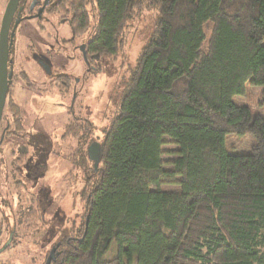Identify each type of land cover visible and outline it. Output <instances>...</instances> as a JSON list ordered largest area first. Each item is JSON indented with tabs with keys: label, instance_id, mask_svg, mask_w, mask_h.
Segmentation results:
<instances>
[{
	"label": "trees",
	"instance_id": "obj_1",
	"mask_svg": "<svg viewBox=\"0 0 264 264\" xmlns=\"http://www.w3.org/2000/svg\"><path fill=\"white\" fill-rule=\"evenodd\" d=\"M64 2L50 1L45 13H68L73 36L88 29L86 6L94 3L89 73L118 55L136 9H157L159 19L98 142L97 167L90 158L82 229L55 245L51 264H264V119L234 102L248 82L264 86V0ZM59 80L71 89L69 76ZM12 122L3 138L13 135ZM92 132L90 122L73 118L64 137L84 146ZM228 135L256 144L248 155H231ZM167 144L176 146L169 162ZM87 156L74 162L85 168Z\"/></svg>",
	"mask_w": 264,
	"mask_h": 264
},
{
	"label": "rangeland",
	"instance_id": "obj_2",
	"mask_svg": "<svg viewBox=\"0 0 264 264\" xmlns=\"http://www.w3.org/2000/svg\"><path fill=\"white\" fill-rule=\"evenodd\" d=\"M8 1L0 0V26ZM86 8L89 27L83 33L73 36L71 17L57 8L43 11L42 21L25 20L10 42L14 43L9 55L14 79L0 123V264H45L60 240L79 235L86 216L85 170L92 166L87 147L103 141L118 115L126 84L159 19L157 9H136L120 37L118 55L103 59L98 64L101 70L89 73L79 48L93 38L97 15L94 3ZM211 32L209 24L208 40ZM52 55L53 75H48L40 62H48ZM60 76L70 77V90L59 87ZM234 102L264 119V86L248 82L245 94L234 97ZM73 118L93 126L84 146L76 137H64ZM9 120L13 135L3 138ZM255 144L249 135L226 139L231 155H248ZM165 150L163 160H173L176 146L167 144ZM86 153L83 168L74 159L81 161ZM7 244L9 248L1 251ZM115 255L113 247L107 258Z\"/></svg>",
	"mask_w": 264,
	"mask_h": 264
},
{
	"label": "water",
	"instance_id": "obj_3",
	"mask_svg": "<svg viewBox=\"0 0 264 264\" xmlns=\"http://www.w3.org/2000/svg\"><path fill=\"white\" fill-rule=\"evenodd\" d=\"M20 1L21 0H9L8 1L3 17H2L1 26H0V123L3 118L4 109L6 105V99H7V95L9 92V86L11 84V80L13 76L12 70L9 67V63H10L9 55H10V50L12 47L11 46L12 43L10 44V42H12V37L15 36V31L19 24V22L16 21L14 26L12 27L13 19L18 10ZM49 2L50 0H45L43 10H41L38 13V18H41V14L44 11V8L49 4ZM35 5H36V1L32 3L31 9H33ZM84 49H85V45L81 46V50L83 51L84 60L88 64ZM88 153H89V157L93 161H95V166L97 167L99 160H100V144L97 142H94L90 146ZM56 247L57 246L52 248L45 264H51L52 262L56 260V249H57Z\"/></svg>",
	"mask_w": 264,
	"mask_h": 264
},
{
	"label": "flooded vegetation",
	"instance_id": "obj_4",
	"mask_svg": "<svg viewBox=\"0 0 264 264\" xmlns=\"http://www.w3.org/2000/svg\"><path fill=\"white\" fill-rule=\"evenodd\" d=\"M34 1H36V5L34 6V8L33 9H31V5H32V3L34 2ZM50 1H52V0H50ZM27 2H28V0H21L20 1V4H19V7H18V10H17V12H16V14H15V16H14V19H13V23H12V27L14 26V24H15V22L16 21H18L19 22V24H18V26H17V29H19L20 28V26L23 24V22L25 21V20H32V19H34V18H37L38 20H41L42 18H38V13L41 11V10H43V7H44V2H45V0H42V5H40V0H32V2H31V4H30V9H29V11L31 12L30 14H26L25 12H26V5H27ZM38 3H39V5H38ZM50 3V2H49ZM21 9V10H20ZM36 11V14L34 13ZM46 12V9L44 8V13ZM34 13V14H33ZM42 21V20H41ZM12 29V28H11ZM16 29V30H17ZM15 35H16V31H15ZM14 39H15V36H14ZM56 45H58V42H59V40L56 38ZM14 44V43H13ZM13 44H12V48H13ZM49 50H51V49H49ZM11 52H12V49L10 50ZM79 51L80 52H82V58H83V60H84V57H83V51L81 50V46H80V48H79ZM84 51H85V53H86V48L84 49ZM13 53V52H12ZM54 56L52 55V56H49V57H47V60H48V62H40V65H41V67L43 68V70H44V72L46 73V74H48V75H53V73H52V66H53V60H52V58H53ZM86 57H87V55H86ZM13 60V59H12ZM88 61V60H87ZM84 62H85V60H84ZM12 63V62H11ZM39 63V62H38ZM86 63V62H85ZM86 67H87V71L89 72L90 71V68L92 67L90 64H89V62H88V64L86 63ZM94 68V67H93ZM11 70H12V68H11ZM74 81H76V79L74 80ZM96 142V141H95ZM94 142H91L89 145H88V147H87V149L88 148H90V146L93 144ZM89 150V149H88ZM89 154V153H88ZM89 157V156H88ZM89 159H90V157H89ZM96 168V167H95ZM88 171V169L86 168V170H85V172H87ZM87 174V173H86Z\"/></svg>",
	"mask_w": 264,
	"mask_h": 264
}]
</instances>
